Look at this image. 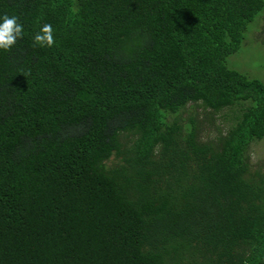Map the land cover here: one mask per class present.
<instances>
[{"label":"trees","instance_id":"1","mask_svg":"<svg viewBox=\"0 0 264 264\" xmlns=\"http://www.w3.org/2000/svg\"><path fill=\"white\" fill-rule=\"evenodd\" d=\"M263 10L0 0L24 28L0 50V264H264V78L228 62ZM196 103L239 109L201 139Z\"/></svg>","mask_w":264,"mask_h":264},{"label":"rangeland","instance_id":"2","mask_svg":"<svg viewBox=\"0 0 264 264\" xmlns=\"http://www.w3.org/2000/svg\"><path fill=\"white\" fill-rule=\"evenodd\" d=\"M259 14L258 22L256 23L255 17L246 31L241 48L229 56L228 62L230 66L248 75L264 78V10ZM238 109L239 104L214 110L196 103L183 109L179 115L180 118L184 117V121L189 119L190 114L194 115L197 136L201 139H210L232 124ZM249 153L251 167L264 169V136L250 144Z\"/></svg>","mask_w":264,"mask_h":264},{"label":"clouds","instance_id":"3","mask_svg":"<svg viewBox=\"0 0 264 264\" xmlns=\"http://www.w3.org/2000/svg\"><path fill=\"white\" fill-rule=\"evenodd\" d=\"M0 50L10 51L16 45L18 39L23 38L24 28L17 16L7 14L0 17ZM55 44L53 27L51 24H44L39 32L33 37V47L51 48Z\"/></svg>","mask_w":264,"mask_h":264}]
</instances>
